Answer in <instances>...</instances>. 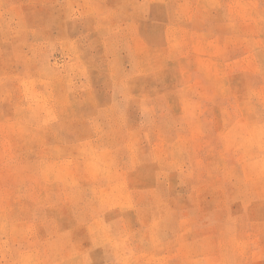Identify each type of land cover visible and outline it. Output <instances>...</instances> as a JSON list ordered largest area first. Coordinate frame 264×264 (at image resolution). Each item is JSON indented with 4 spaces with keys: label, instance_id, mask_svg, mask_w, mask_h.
<instances>
[{
    "label": "rangeland",
    "instance_id": "obj_1",
    "mask_svg": "<svg viewBox=\"0 0 264 264\" xmlns=\"http://www.w3.org/2000/svg\"><path fill=\"white\" fill-rule=\"evenodd\" d=\"M0 264H264V0H0Z\"/></svg>",
    "mask_w": 264,
    "mask_h": 264
}]
</instances>
